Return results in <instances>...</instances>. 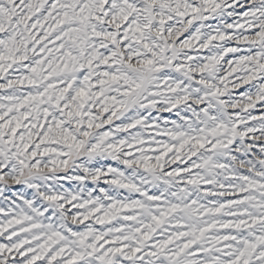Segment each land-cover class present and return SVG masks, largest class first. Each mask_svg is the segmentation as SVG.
Wrapping results in <instances>:
<instances>
[{"label": "snow or ice", "instance_id": "snow-or-ice-1", "mask_svg": "<svg viewBox=\"0 0 264 264\" xmlns=\"http://www.w3.org/2000/svg\"><path fill=\"white\" fill-rule=\"evenodd\" d=\"M0 264H264V0H0Z\"/></svg>", "mask_w": 264, "mask_h": 264}]
</instances>
